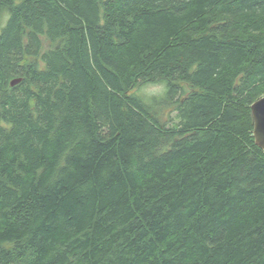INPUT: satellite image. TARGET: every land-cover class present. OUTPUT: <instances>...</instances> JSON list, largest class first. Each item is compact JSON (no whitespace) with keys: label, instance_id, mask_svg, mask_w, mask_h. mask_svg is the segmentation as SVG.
Listing matches in <instances>:
<instances>
[{"label":"trees","instance_id":"1","mask_svg":"<svg viewBox=\"0 0 264 264\" xmlns=\"http://www.w3.org/2000/svg\"><path fill=\"white\" fill-rule=\"evenodd\" d=\"M262 97L264 0H0V264H264Z\"/></svg>","mask_w":264,"mask_h":264},{"label":"water","instance_id":"2","mask_svg":"<svg viewBox=\"0 0 264 264\" xmlns=\"http://www.w3.org/2000/svg\"><path fill=\"white\" fill-rule=\"evenodd\" d=\"M20 79L12 81V85L18 83ZM252 115L254 119V136L259 147L264 148V97L258 99L252 105Z\"/></svg>","mask_w":264,"mask_h":264},{"label":"rangeland","instance_id":"3","mask_svg":"<svg viewBox=\"0 0 264 264\" xmlns=\"http://www.w3.org/2000/svg\"><path fill=\"white\" fill-rule=\"evenodd\" d=\"M163 90V85L161 84H148L141 88L140 92L147 95L148 97L160 94ZM160 111L164 113L165 120L168 119L169 115L173 118L176 112L172 110L171 107H161Z\"/></svg>","mask_w":264,"mask_h":264}]
</instances>
